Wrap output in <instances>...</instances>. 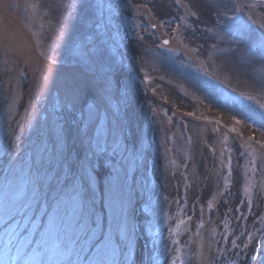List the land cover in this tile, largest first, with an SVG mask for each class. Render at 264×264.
<instances>
[{"label":"rangeland","instance_id":"rangeland-1","mask_svg":"<svg viewBox=\"0 0 264 264\" xmlns=\"http://www.w3.org/2000/svg\"><path fill=\"white\" fill-rule=\"evenodd\" d=\"M262 42V0H0V264H264ZM61 136L101 141L84 205Z\"/></svg>","mask_w":264,"mask_h":264},{"label":"snow or ice","instance_id":"snow-or-ice-1","mask_svg":"<svg viewBox=\"0 0 264 264\" xmlns=\"http://www.w3.org/2000/svg\"><path fill=\"white\" fill-rule=\"evenodd\" d=\"M98 6L103 7L102 4ZM110 8L111 5H109ZM164 43L167 44L168 41H164ZM261 46H264V42H262ZM89 67L91 66L89 65ZM83 87V85L75 87L66 94L65 108L67 111H75ZM111 87L112 82L105 74L101 77L100 92L107 95ZM95 109V104H93L92 108L88 109L87 115L89 118L94 115ZM84 116L85 112L81 109V117L83 118ZM61 132H63V129H61ZM116 143L117 141L113 140V144ZM101 151H103L101 149V141L97 138L95 147H93L91 140H89V145L86 150L87 154H73L69 149L66 137L61 136L54 145L53 152L45 170L44 179L48 182L50 188H55L60 185H63L65 188L71 186L73 191L78 195L82 205H84L87 198L94 195L93 186L99 180L96 169L101 163ZM121 183L122 177L119 171L114 172L109 180V188ZM127 235L126 232L122 233L121 239L127 238ZM102 243L104 242L102 241ZM111 245L112 241L109 238L108 242L104 244L105 250H108ZM111 250L115 252L116 249L112 247Z\"/></svg>","mask_w":264,"mask_h":264},{"label":"water","instance_id":"water-1","mask_svg":"<svg viewBox=\"0 0 264 264\" xmlns=\"http://www.w3.org/2000/svg\"><path fill=\"white\" fill-rule=\"evenodd\" d=\"M264 2V0H262Z\"/></svg>","mask_w":264,"mask_h":264},{"label":"trees","instance_id":"trees-1","mask_svg":"<svg viewBox=\"0 0 264 264\" xmlns=\"http://www.w3.org/2000/svg\"><path fill=\"white\" fill-rule=\"evenodd\" d=\"M246 264V263H245Z\"/></svg>","mask_w":264,"mask_h":264}]
</instances>
